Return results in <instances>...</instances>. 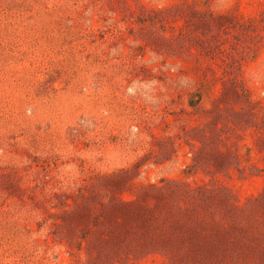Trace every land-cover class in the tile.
Here are the masks:
<instances>
[{
	"label": "rangeland",
	"instance_id": "obj_1",
	"mask_svg": "<svg viewBox=\"0 0 264 264\" xmlns=\"http://www.w3.org/2000/svg\"><path fill=\"white\" fill-rule=\"evenodd\" d=\"M0 264H264V0H0Z\"/></svg>",
	"mask_w": 264,
	"mask_h": 264
}]
</instances>
